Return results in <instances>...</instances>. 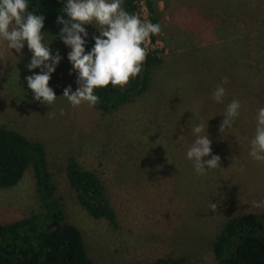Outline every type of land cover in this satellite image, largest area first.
<instances>
[{
    "label": "rangeland",
    "instance_id": "1",
    "mask_svg": "<svg viewBox=\"0 0 264 264\" xmlns=\"http://www.w3.org/2000/svg\"><path fill=\"white\" fill-rule=\"evenodd\" d=\"M147 1L140 3L148 11ZM150 1L161 32L148 50L163 63L148 92L110 115L86 103L72 107L63 92L77 90V73L44 36L61 60L49 82L57 99L51 107L41 104L27 86L26 77L41 71L28 70L27 44L17 54L0 40V127L45 145L67 220L81 231L94 264H218L214 243L228 220L264 209L251 206L264 201V162L249 156L257 110L264 107V0ZM224 78L226 94L216 103L212 93ZM233 99L241 103L239 115L221 134ZM191 120L205 124L211 154L220 157V168L205 175L186 157L195 138ZM69 157L103 180L116 227L79 205L67 183ZM38 211L32 171L15 188L0 190V223Z\"/></svg>",
    "mask_w": 264,
    "mask_h": 264
},
{
    "label": "trees",
    "instance_id": "2",
    "mask_svg": "<svg viewBox=\"0 0 264 264\" xmlns=\"http://www.w3.org/2000/svg\"><path fill=\"white\" fill-rule=\"evenodd\" d=\"M64 0H27L28 11L45 17L42 34L67 55L71 51L58 38ZM140 0H122V7L135 14ZM149 19L158 23L152 1L146 2ZM63 18L68 19L64 14ZM85 51L94 46L99 29L87 25ZM152 40L157 35L151 36ZM145 47V45H143ZM156 52H147L141 73L123 89L109 85L94 90L99 97L95 109L110 115L149 91L153 70L163 63ZM78 75V74H77ZM32 171L36 180L39 211L11 223H0V264H94L89 258L81 231L68 222L45 145L20 132L0 127V190L15 188ZM67 183L76 199L92 218L116 227L118 218L107 198V187L99 175L84 168L74 157L67 159ZM218 264H264V209L258 214H243L224 225L214 243ZM158 264H186L185 259L160 260Z\"/></svg>",
    "mask_w": 264,
    "mask_h": 264
},
{
    "label": "clouds",
    "instance_id": "3",
    "mask_svg": "<svg viewBox=\"0 0 264 264\" xmlns=\"http://www.w3.org/2000/svg\"><path fill=\"white\" fill-rule=\"evenodd\" d=\"M27 9V0H0V40L5 41L7 48L15 50L17 54H22L27 44L32 53L28 70H41L40 74L26 77L27 86L34 94L35 101L51 107L57 97L49 87V82L61 56L58 51L53 56L49 48L51 43L46 45L43 42L45 17L35 15ZM64 14L67 15V20L63 18ZM93 22L99 26V35L93 37L94 46L86 53L88 32L85 26ZM56 23L62 25L58 38L71 49L68 60L73 71L78 74L77 90L72 92L69 86L63 92V97L72 107L84 103L94 107L99 100L94 94L96 89L111 85L114 89L123 90L142 71L147 57V49L143 45L151 36L161 32L158 23L142 21L138 15L127 12L122 7V0H67ZM225 83L227 78L217 84L212 93L216 103L223 102ZM240 108L241 103L236 99L226 106L223 113L225 119L219 125L221 134L233 127ZM192 120L189 124L195 138L186 157L192 162L198 175H205L208 171L220 168V157L211 154L212 141L207 132L202 134L205 132V124H192ZM209 156L211 158L207 159ZM249 156L255 161L264 162V107L257 110ZM251 206L264 208V201H253ZM211 207L215 211L217 205L212 203ZM204 259L207 260V257Z\"/></svg>",
    "mask_w": 264,
    "mask_h": 264
},
{
    "label": "built area",
    "instance_id": "4",
    "mask_svg": "<svg viewBox=\"0 0 264 264\" xmlns=\"http://www.w3.org/2000/svg\"><path fill=\"white\" fill-rule=\"evenodd\" d=\"M140 10H141V12H140ZM135 14L138 15L142 21L143 20L144 21H150L148 11L144 7H141V3H139V8ZM151 38L152 37H150V39H148L144 44L148 53H150L148 50V45H150L151 43L154 44V42L152 41Z\"/></svg>",
    "mask_w": 264,
    "mask_h": 264
},
{
    "label": "crops",
    "instance_id": "5",
    "mask_svg": "<svg viewBox=\"0 0 264 264\" xmlns=\"http://www.w3.org/2000/svg\"><path fill=\"white\" fill-rule=\"evenodd\" d=\"M158 12V11H157ZM158 15V14H157Z\"/></svg>",
    "mask_w": 264,
    "mask_h": 264
}]
</instances>
